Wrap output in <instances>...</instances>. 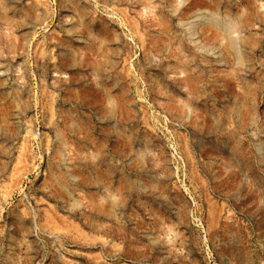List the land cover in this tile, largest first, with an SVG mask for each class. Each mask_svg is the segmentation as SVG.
Listing matches in <instances>:
<instances>
[{
    "label": "rangeland",
    "instance_id": "1",
    "mask_svg": "<svg viewBox=\"0 0 264 264\" xmlns=\"http://www.w3.org/2000/svg\"><path fill=\"white\" fill-rule=\"evenodd\" d=\"M0 264H264V0H0Z\"/></svg>",
    "mask_w": 264,
    "mask_h": 264
},
{
    "label": "bare ground",
    "instance_id": "2",
    "mask_svg": "<svg viewBox=\"0 0 264 264\" xmlns=\"http://www.w3.org/2000/svg\"><path fill=\"white\" fill-rule=\"evenodd\" d=\"M213 17L210 18V20H209L210 25L212 27H214L217 31L224 33L227 36V41H228L229 45L234 46L236 44L235 43L236 40H234L232 38V36H230V33L232 34V32L234 31L235 28L231 24H229L228 22H220V21H218V19H215ZM120 108H123V107L121 106ZM103 110L105 111V108H103Z\"/></svg>",
    "mask_w": 264,
    "mask_h": 264
}]
</instances>
